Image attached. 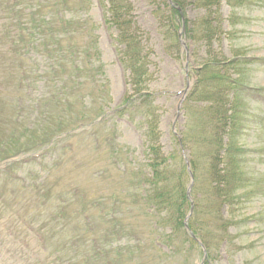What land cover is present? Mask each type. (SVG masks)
<instances>
[{"label":"rangeland","instance_id":"rangeland-1","mask_svg":"<svg viewBox=\"0 0 264 264\" xmlns=\"http://www.w3.org/2000/svg\"><path fill=\"white\" fill-rule=\"evenodd\" d=\"M128 1L150 52L147 64L150 81L138 95L146 93L150 97L148 102H152L148 108L142 104L139 111L129 105L121 114L115 111L111 115V111L124 107L128 99L136 97L128 86L127 72L117 60L115 36L103 23V9L98 0H85V12L80 18L81 22L87 21L85 27L92 30L88 33L96 39L95 47L105 77L95 78L106 88L93 89L92 82L86 98L87 85L77 88L83 94L81 97L65 91L60 95L54 86L53 69L39 55L23 60L21 68L26 73L20 82L23 87L8 83L7 78L18 81L20 68L10 55L6 60L3 58L4 46L8 43H0V119L4 118L0 128L8 129L5 125L14 123L18 129L14 131V142L29 149L27 154L13 157L17 164L11 170L0 171V264H84V257L96 258L87 264H104L103 259L120 264H200L201 249L184 242L180 235L184 229L173 237L175 246L182 247L179 254L170 256L160 245L161 240L156 243L157 236L162 238L157 234L161 229L155 230L161 216L152 213L142 199L141 177L148 171V137L140 111L151 107L156 112V144L165 156H171L167 163L168 188L173 189L180 181L186 189L189 178L182 174V165L185 159L196 164L191 191L196 215L188 222L205 241L211 239L205 261L208 264H264V198L261 191L258 192L264 189V102L261 101L264 97V0H247L234 9L235 13L224 0L219 8L211 10L196 7L195 3L187 4L182 12L181 39L186 45L188 61L179 43L178 18L174 26H170L167 0ZM2 17L4 14L0 12V19ZM216 17L222 21L223 33L208 45L203 25ZM66 56L64 53L60 58L62 62L54 65L59 67L64 63L74 69ZM211 59L228 64L226 74L231 79L234 76L230 69L243 71L242 85L259 89L262 94L241 95L240 101L248 116L237 142L243 152L242 157L237 158L238 165L240 167L243 161L244 177L256 181L255 186L260 189L253 186L251 197H245L248 205H241L238 211L239 204H236L238 212L227 214V220L237 224L226 236L221 235V223L216 221L211 225L208 221L215 211L209 209L217 207L214 200L221 198L219 192L214 194L211 190V157L215 152L211 139L218 133L215 132L218 117L211 116L208 103L193 96L196 88L226 95L225 90L219 89L220 85L212 82L198 87V82L214 71L212 68L199 73ZM249 59L261 60L249 64ZM95 64L90 67L98 65ZM235 64H239V69ZM61 84L59 80L58 85ZM40 94L43 99H55L50 102L53 105L58 103L59 95L69 104L60 103L52 113L44 114L43 107L37 109L34 100ZM102 112L108 114L101 116ZM15 115L21 116V123H16ZM80 122H83L82 127H79ZM28 134L31 139L26 137ZM173 134L186 145L182 144V152ZM39 183H44L45 187L38 186ZM73 205L84 208L82 212L91 217L83 225L82 217L74 215L82 226L75 223L66 228V222L55 216L61 208L77 211ZM41 225L43 233L38 236L35 229ZM169 225L165 227L168 232L174 222ZM203 225L208 228L203 229ZM218 235L227 241L217 245L221 237ZM95 238L102 253L98 257L92 256L94 252L89 244V240ZM103 253H107L106 257Z\"/></svg>","mask_w":264,"mask_h":264},{"label":"trees","instance_id":"trees-1","mask_svg":"<svg viewBox=\"0 0 264 264\" xmlns=\"http://www.w3.org/2000/svg\"><path fill=\"white\" fill-rule=\"evenodd\" d=\"M98 1L103 9V22L108 29L113 31L115 36L116 56L118 57L120 65L128 74V86L136 97H134L135 99H128L126 101L128 103L118 110L116 114L119 115L127 110L129 105L136 111H139V107L142 104L147 105L148 108L152 102H148L147 98L150 97H148L146 93H141L140 95H138V93L143 91L150 81L147 65L149 64L150 52L145 44L146 37H144L142 31L136 25L133 6L128 0ZM222 1L223 0H172L173 7L169 4L166 5L169 10L170 26H174L176 18L179 17L176 8L183 12L187 4L195 3L196 7L204 10H211L213 8H219ZM224 2L230 8V11L235 13L234 9L243 6L247 0H224ZM85 3V0H0V12L4 14V17L0 19V21H2V23H0V43H8L4 46L5 51L2 55L5 60L6 57L8 58V55H10L12 61L17 63V67L20 68L19 72H17L18 81H15L13 78H7L8 83L23 87V84L20 83L26 74L24 68H21L22 64H24L23 60L27 56L31 59L32 55H39L44 57L49 63L50 68L53 69L54 73L52 74V78L54 80V86L55 89L58 88L57 90L60 91V95L65 91L69 95L74 94L76 97H81L83 94L80 89L78 90L77 88L80 86L86 87L87 85L86 98L89 90L92 88V82L94 84L93 89L101 91V87L106 88V86L98 84V80L95 78L96 76L103 75L99 54L95 47L96 39L88 33V30H90V32H92V30L85 27L87 21L83 19L81 22L80 18L82 17V13L85 12ZM217 18L218 17L203 25V34L206 41H208V45L214 40L217 41L219 35L221 36L223 33L222 21ZM64 53H67L65 59L69 61L68 63L70 66H74V69H69L70 67L64 63H61L59 67L54 65L62 62L60 58L64 57ZM255 61L256 60H249L248 63L251 64ZM95 63H98V65L90 67ZM227 66L228 64L224 62L220 63L215 59L208 60L199 73L206 72L208 69L211 70L212 68H214V71L210 73L209 77L198 82V87L206 83L210 84L211 82L213 84H218L220 85L219 89L225 90L224 92L226 95L220 92L213 93V91L210 92L206 89L199 90V88L198 90L196 88L195 92H193V96L196 100L202 103L206 102L210 105L207 109L209 113H211V116L218 117V119H216L217 122H215V132L218 131V133H215L211 139V143L215 149L211 157V181L213 184L211 190L214 191V194L215 191L219 192L221 198L220 201L219 197L214 200V202H217V207L214 209L211 207V209H209L215 211L213 212V216L208 218V221L211 225L213 222L216 223V221L222 224V227H220V232H222V234H220L222 236H226L230 228L237 224V222L227 220V214L238 212L241 205H248L249 201L245 200V197H251L253 186L254 188L257 187V189H260L258 186H255L257 185L256 181L254 182V180L244 177L242 171L243 161L240 167L238 165L237 158L242 157L243 152L238 147L237 142L240 137L239 133L240 131L242 132L248 116L244 111L242 101H240L241 95L253 94L256 96L261 93L259 89L242 85L243 81L240 80L242 79L243 71L234 68L230 69L229 71H231L234 78H229L226 74ZM234 67L239 69V64H235ZM229 71L227 72L228 74ZM59 80L62 81L61 85H58ZM65 81L67 82L66 85ZM60 95L57 97L59 100L55 105L50 103L55 99L50 97L43 99L42 94L37 95V97H34V100L37 101V109L42 106L44 114H50L53 112L52 110L56 105L60 103L69 104L67 101H63ZM143 98L144 101H142ZM261 98V101L264 100V97ZM189 100L190 95H188L187 102ZM42 101L44 102L43 105H41ZM140 112L145 123V132L148 137V142H146L148 153V163L146 167L148 171L141 177V188H144L142 199L143 202L152 209V213L155 215H159L160 213L161 218L160 221L158 220V228L155 230L161 229L157 234L162 235V238L157 236L156 243H159L161 240L160 245L166 247L168 250L167 254L172 256L178 253L182 248L181 246H175L173 237L179 235L180 232L182 233L183 220L189 210V202L186 198V189L182 188L180 181V184L174 186L173 189L168 188V179H170L168 174L170 172L168 171L167 163L169 162V158L171 159V156H165L161 147L156 144L157 134L155 133L156 128L154 126V115L156 112L154 108L151 107L146 110H141ZM14 118H16V123L22 122L21 116L16 117L15 115ZM0 120L1 127L4 118ZM80 125H83V122H80ZM5 127H8V129L0 128V163L13 159V157L27 154L29 150L27 147H19L20 145L16 143L18 141L14 142V131L16 133L18 130L14 127V123H8ZM223 136L226 141L223 139ZM23 137H25V135H22V138ZM26 137L31 139L30 134ZM192 140H194V138H192ZM183 146L186 147L185 144H183ZM189 162L192 174L195 175L196 164L193 160ZM16 164L17 162L13 161L7 164L3 169H0V171L5 170L8 172L16 166ZM181 171L182 174L185 173L184 176L187 175L185 166L181 168ZM38 186L45 187L44 183H39ZM38 186L35 187L36 191L39 190ZM260 191L264 198V189L258 190V192ZM232 193L234 194L233 196H231ZM82 197L85 201V197ZM60 203L63 204L64 201L60 200ZM236 204H239V209ZM73 207H75L77 211L74 212L71 211V209L66 210L61 208L55 216V219L66 222V228L67 225H74L75 223L78 225L80 219L74 215L79 214L80 218L84 216V212H82L85 210L84 208L82 210L76 205H73ZM148 212L150 214V211ZM195 215L196 207L194 206L192 216L195 217ZM114 221L115 219L112 222ZM173 222L174 225H171L172 228L170 227V231L168 232L165 227L170 226L169 224ZM78 226L82 225L79 224ZM117 226H119L120 230L123 229L121 224H117ZM41 227L42 225L38 227L37 231L43 233ZM188 227L193 235L202 243L206 251H209V247H211L212 243L211 239L209 242L207 240L205 241L203 235H199L192 229L190 222H188ZM207 228V226L203 225V229ZM201 230L202 229H200V232ZM117 233L120 234L121 231ZM180 235H182L184 242L186 241L189 247H194V245H196L195 241L186 233L183 232ZM222 236L219 238L217 245H219V242H224V240L227 241L226 238L223 239ZM73 237H75V233H73L72 239ZM77 240H79V238ZM96 241L97 238L89 240L90 248L92 252H94L92 254L93 257H98L102 254L100 253L101 248L96 246ZM103 255L106 257L107 253H103ZM91 259L96 260V258L84 257L83 263L87 264ZM103 260L104 264H120L118 261L112 263L110 260Z\"/></svg>","mask_w":264,"mask_h":264},{"label":"water","instance_id":"water-1","mask_svg":"<svg viewBox=\"0 0 264 264\" xmlns=\"http://www.w3.org/2000/svg\"><path fill=\"white\" fill-rule=\"evenodd\" d=\"M181 43V45H182V47H183V49H185V45H184V42L182 41V42H180ZM187 166V171H188V174H189V177H190V186L188 187V189H187V195L189 194V191H190V189H191V186H192V184H193V175H191V173H190V171H189V166H188V164L186 165ZM192 210V209H191ZM191 210H190V213H191ZM187 226H186V223H185V228H186Z\"/></svg>","mask_w":264,"mask_h":264}]
</instances>
